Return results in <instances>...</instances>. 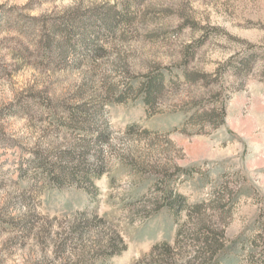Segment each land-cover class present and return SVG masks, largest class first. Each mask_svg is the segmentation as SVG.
Here are the masks:
<instances>
[{"label": "rangeland", "instance_id": "rangeland-1", "mask_svg": "<svg viewBox=\"0 0 264 264\" xmlns=\"http://www.w3.org/2000/svg\"><path fill=\"white\" fill-rule=\"evenodd\" d=\"M0 264H264V0H0Z\"/></svg>", "mask_w": 264, "mask_h": 264}]
</instances>
